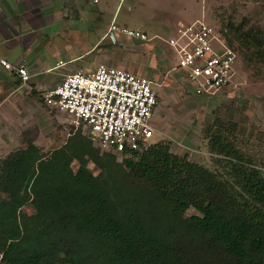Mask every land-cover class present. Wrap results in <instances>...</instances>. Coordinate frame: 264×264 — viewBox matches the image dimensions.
Returning <instances> with one entry per match:
<instances>
[{
	"label": "trees",
	"instance_id": "obj_1",
	"mask_svg": "<svg viewBox=\"0 0 264 264\" xmlns=\"http://www.w3.org/2000/svg\"><path fill=\"white\" fill-rule=\"evenodd\" d=\"M218 26L240 63L264 65L261 27L233 20ZM232 134L226 124L207 128L223 168L213 170L162 142L118 161L81 127L48 154L29 142L0 165L1 261L264 264V171ZM29 203L30 214L23 210ZM190 207L200 214L185 216Z\"/></svg>",
	"mask_w": 264,
	"mask_h": 264
},
{
	"label": "rangeland",
	"instance_id": "obj_2",
	"mask_svg": "<svg viewBox=\"0 0 264 264\" xmlns=\"http://www.w3.org/2000/svg\"><path fill=\"white\" fill-rule=\"evenodd\" d=\"M189 3H193L194 8L180 21L200 19L219 25L233 20L236 24L241 22L264 30V0H190ZM152 16L134 12L125 16L123 21L128 26L144 30L150 40L143 42L121 34L112 47L104 45L96 53L103 54L105 64L124 67L154 81L160 105L151 144H169L171 153L186 157L190 162L211 170L223 169L215 163L216 155L210 151L206 131L213 123L226 124L232 129L240 149L264 171V65L247 68L240 63L229 86L212 95L193 94L188 91L187 82L178 70H174L176 54L165 41L177 31L180 21L176 26L169 23L164 28L159 27L158 19ZM118 22H122L121 19ZM55 48H62V51L61 55L55 53L54 56L65 59L66 52H81L84 46L74 43ZM51 58L53 55L49 61ZM54 73L50 72V76ZM7 88L0 90V117L3 119L0 165L8 154L26 148L31 141L47 154L68 142L76 129L66 116L45 106L40 98L44 90L26 86L14 92ZM117 160L121 161L122 156L118 155ZM72 167L77 169L78 162L74 161ZM89 167L95 174L101 171L93 163ZM23 210L29 214L34 211L30 203ZM194 214H200L195 207L185 212L187 217ZM0 264H8L1 261V255Z\"/></svg>",
	"mask_w": 264,
	"mask_h": 264
},
{
	"label": "built area",
	"instance_id": "obj_3",
	"mask_svg": "<svg viewBox=\"0 0 264 264\" xmlns=\"http://www.w3.org/2000/svg\"><path fill=\"white\" fill-rule=\"evenodd\" d=\"M110 31L143 42L150 40L144 30L115 22ZM165 41L176 54L174 70L193 94H215L229 86L237 74L240 54L214 23L182 21ZM0 66L15 71L24 82L31 78L25 66L5 57L0 56ZM43 103L66 116L75 129L81 127L92 133L102 150L120 156L143 151L151 144L160 105L150 77L105 63L88 71L64 74L59 83L45 91ZM2 123L0 117V129Z\"/></svg>",
	"mask_w": 264,
	"mask_h": 264
},
{
	"label": "crops",
	"instance_id": "obj_4",
	"mask_svg": "<svg viewBox=\"0 0 264 264\" xmlns=\"http://www.w3.org/2000/svg\"><path fill=\"white\" fill-rule=\"evenodd\" d=\"M189 2L0 0V56L13 64L25 66L31 74V78L24 82L15 71L0 66V90L8 87L16 92L28 86L44 90L45 93L48 88L59 83L64 74L95 69L105 61L102 53H96L104 45L112 47L121 35L110 31L113 22L128 26L123 23L126 20L124 17L135 12L139 15H153L152 18L158 19L159 27L166 28L169 23L176 26L194 8L193 3ZM163 14L173 15L157 17ZM119 19L122 22H118ZM74 43L83 45L84 49L77 53L66 52L65 59L54 56L55 53L61 55L62 51V48L56 46L66 47ZM59 62L63 64L58 65ZM54 71L56 73L50 76V72ZM45 74L48 75L43 76Z\"/></svg>",
	"mask_w": 264,
	"mask_h": 264
}]
</instances>
